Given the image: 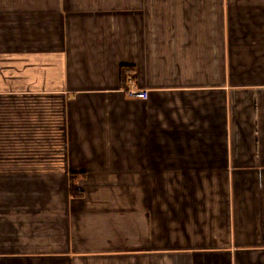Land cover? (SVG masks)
I'll return each instance as SVG.
<instances>
[{"label":"crops","instance_id":"obj_1","mask_svg":"<svg viewBox=\"0 0 264 264\" xmlns=\"http://www.w3.org/2000/svg\"><path fill=\"white\" fill-rule=\"evenodd\" d=\"M0 264H264V0H0Z\"/></svg>","mask_w":264,"mask_h":264},{"label":"built area","instance_id":"obj_2","mask_svg":"<svg viewBox=\"0 0 264 264\" xmlns=\"http://www.w3.org/2000/svg\"><path fill=\"white\" fill-rule=\"evenodd\" d=\"M129 87L126 89V95L130 98L147 99L149 92L145 88H138L133 84V77L128 78Z\"/></svg>","mask_w":264,"mask_h":264},{"label":"trees","instance_id":"obj_3","mask_svg":"<svg viewBox=\"0 0 264 264\" xmlns=\"http://www.w3.org/2000/svg\"><path fill=\"white\" fill-rule=\"evenodd\" d=\"M71 194L72 196H80V192L79 190L77 189L76 185H75V179H76V176L75 175H71Z\"/></svg>","mask_w":264,"mask_h":264}]
</instances>
